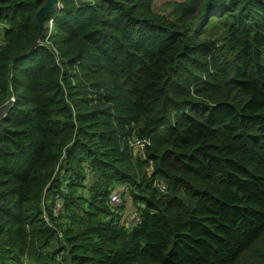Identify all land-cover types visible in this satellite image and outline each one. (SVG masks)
Segmentation results:
<instances>
[{
  "label": "trees",
  "instance_id": "trees-1",
  "mask_svg": "<svg viewBox=\"0 0 264 264\" xmlns=\"http://www.w3.org/2000/svg\"><path fill=\"white\" fill-rule=\"evenodd\" d=\"M155 2L0 0V264H264V0Z\"/></svg>",
  "mask_w": 264,
  "mask_h": 264
},
{
  "label": "rangeland",
  "instance_id": "rangeland-1",
  "mask_svg": "<svg viewBox=\"0 0 264 264\" xmlns=\"http://www.w3.org/2000/svg\"><path fill=\"white\" fill-rule=\"evenodd\" d=\"M168 1H172V0H156L155 2V10L156 11H160L162 10V6L165 2H168ZM61 3H58V5L60 6ZM167 10V9H165ZM164 12H167V11H164ZM48 21L45 20V28L48 26ZM53 24V23H52ZM51 24V25H52ZM1 26H4L3 23L0 24ZM53 27H50V29H52ZM214 34L216 35V37H218V34H219V31H214ZM221 44V42H219ZM53 51L55 53V55L57 56V60L59 59V50L57 48H53ZM58 52V53H57ZM226 56H230V53L229 52H226L225 53ZM15 94V93H14ZM0 112L3 114H5L6 112V108H0ZM118 189H124L125 191V194L123 192V200H125V204H124V209H123V214H122V220L124 221H129L130 218L131 220L135 219L136 217V213H135V208H137V205L135 203H133V201L131 200V198L129 197L128 193H127V189H128V186L127 185H120L119 187H117L115 190H118ZM122 191V190H121ZM123 204V203H122Z\"/></svg>",
  "mask_w": 264,
  "mask_h": 264
},
{
  "label": "built area",
  "instance_id": "built-area-1",
  "mask_svg": "<svg viewBox=\"0 0 264 264\" xmlns=\"http://www.w3.org/2000/svg\"><path fill=\"white\" fill-rule=\"evenodd\" d=\"M52 23H53V19L50 18L49 21H48V24H47V25H49L50 27H53V24H52ZM51 24H52V25H51ZM57 53H58V52H57ZM15 98H16L15 94L12 93V95L10 96V99H8L6 102H4V103L0 106L1 109L4 108V107L6 108V112H5V114L2 115V113L0 112V119H1L2 117H4V116L7 115V112H8V110H9L11 104H12L13 102H15ZM147 144H150V142H149L148 140H137V142H136V145L139 146V147H141V148H143V147L146 146ZM156 186H157V187L159 188V190H160L161 192H163V193H166L167 190H168L167 185H166V183H164V182H161V183L159 182V183L156 184ZM111 203L114 204V205L120 206V205L123 203V192H121V191H116V192L112 193V194H111Z\"/></svg>",
  "mask_w": 264,
  "mask_h": 264
},
{
  "label": "water",
  "instance_id": "water-1",
  "mask_svg": "<svg viewBox=\"0 0 264 264\" xmlns=\"http://www.w3.org/2000/svg\"><path fill=\"white\" fill-rule=\"evenodd\" d=\"M56 5V0H47V3L40 8L37 17L40 24V34L45 28V17L48 16Z\"/></svg>",
  "mask_w": 264,
  "mask_h": 264
}]
</instances>
